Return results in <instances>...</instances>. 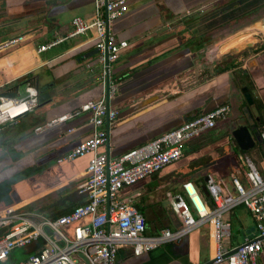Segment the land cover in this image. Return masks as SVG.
<instances>
[{
  "label": "crops",
  "instance_id": "0c3cea01",
  "mask_svg": "<svg viewBox=\"0 0 264 264\" xmlns=\"http://www.w3.org/2000/svg\"><path fill=\"white\" fill-rule=\"evenodd\" d=\"M128 4L129 10L110 26L118 39L128 41V46L111 64L112 77L119 80L110 107L118 111V117L109 128L108 143L100 151L107 153L108 150L110 157L118 156L149 143L187 118L223 103L231 106L232 114L228 117L231 124L241 125L244 120L239 123L238 120L245 99L240 89L248 87L247 84L252 97L258 98L264 106V0H128ZM77 15L91 20L94 0H0V40L23 36V42L6 53L10 55L9 75L6 79L0 78V91H19L16 80L20 82L27 74H31L28 81L35 86L37 82L52 84L48 102L19 122L11 123L9 130L5 125L0 129V205L30 206L61 186L66 189L59 192V200L51 206L61 207L60 200L67 203L65 198L73 192L77 193L73 198L75 202L85 199L77 188L86 179L90 154L72 161L58 160L91 136L89 114L80 113L61 124L34 131L46 120L103 95L102 84L96 80L99 64L93 30L66 38L46 51H37L40 45L66 36L72 29V18ZM234 47L237 49L226 54ZM209 62L213 63L211 68ZM221 62H239L240 65L215 74L214 66ZM24 66L29 68L22 72ZM208 68L211 73L205 78ZM252 106L250 109L255 115ZM104 126L106 128V124ZM258 147L263 149L261 144ZM196 150H203L202 155L211 152L203 148ZM198 160L180 164L174 170H167V166L155 176L124 189L123 194L139 198L141 203L154 187L151 182L163 184L180 179L182 184L185 174L192 173L187 165ZM214 164L213 160L209 166ZM233 164L227 175L215 174L227 190H232V174L245 179L239 172L241 163ZM10 165L18 166L15 174L26 178L15 183L16 194L11 199H1L8 194L6 176ZM180 188L181 185L173 195ZM68 189L73 191L68 194ZM253 227L254 219L251 228L242 227L244 238L250 236ZM206 229L198 228L178 242L139 256L133 255L130 247H121L117 262L202 264L215 255L211 225L206 224ZM259 264H264V254Z\"/></svg>",
  "mask_w": 264,
  "mask_h": 264
},
{
  "label": "built area",
  "instance_id": "2783aa9c",
  "mask_svg": "<svg viewBox=\"0 0 264 264\" xmlns=\"http://www.w3.org/2000/svg\"><path fill=\"white\" fill-rule=\"evenodd\" d=\"M128 5V0H94L91 20L74 16L72 29L66 36L54 38L37 49L38 52L46 51L66 38L93 30L99 64L96 80L102 84L103 95L34 128L35 132H40L80 113L89 114L91 136L58 160L72 161L90 154L86 179L77 188L85 199L69 211L56 215L26 209L25 204L0 205V264H118L117 254L121 247H130L132 254L139 256L159 246L178 242L205 224L212 227L214 263L259 264V258L264 254V175L249 158L244 161L245 184L239 175L232 174V190H227L221 180L209 175L204 182L208 201L201 196L193 181H183L179 192L173 195L181 218V225L176 229L167 227L149 231L144 213L137 209L133 197L123 194L124 189L177 162L188 141L229 117V103L187 118L149 143L118 156L110 157L100 151L109 141V130L104 126L106 118L110 128L118 117L116 109L106 106L107 82L109 100L118 91L111 64L128 46V41L118 39L110 26L129 10ZM262 38L264 40V32ZM22 40L21 35L0 40V55ZM38 104L39 92L30 81L24 83L21 93L0 95V129L3 125L19 122ZM260 135L264 151V131ZM240 206L252 215L253 230L243 242L225 245L222 240L231 237L232 222L223 215ZM19 248L26 250L27 256L10 261L12 251ZM231 250L234 251L228 253Z\"/></svg>",
  "mask_w": 264,
  "mask_h": 264
},
{
  "label": "rangeland",
  "instance_id": "374dc122",
  "mask_svg": "<svg viewBox=\"0 0 264 264\" xmlns=\"http://www.w3.org/2000/svg\"><path fill=\"white\" fill-rule=\"evenodd\" d=\"M218 48V47H217ZM207 52V51H206ZM228 52V51H227ZM23 53L21 52V55ZM12 59V58H11ZM8 64H10V55L6 54L0 57V78L6 79L8 78L9 71H8ZM209 68L212 67L213 63H208ZM28 66H24L22 68V72L26 69H28ZM206 69L205 72V78L210 76V69ZM20 72V71H19ZM16 86L19 89V91H23L24 84L22 82H19V80H16ZM39 87H42V85L39 84ZM254 109V107L252 106ZM254 113H256L254 109ZM232 114V113H231ZM232 117V115H231ZM244 118L240 114L239 122H242ZM224 122L223 124H221ZM219 122L214 128L210 129L208 132L203 133V136L200 137L196 141L189 142L187 145V148L183 151L182 157H184L182 165L188 163L189 161L196 158V156L200 155L203 150H196L198 148H203L209 151L210 153H205L202 156H199L197 159H199L197 162L200 163L202 166H205L207 163H210L211 161H215L214 165H211L209 167H201L199 171L194 173L193 176H205V175H211L213 178L216 177V172L221 176L227 175L229 172V168L235 164H237V161H240L241 165L244 166L245 158H249L253 161V163L257 166V168L260 170V172L264 175V151L260 147L256 146L255 148L250 149L247 153L241 154V152L234 146L233 141L230 139V132L233 128H235V124H231V119H225L224 121ZM237 123V122H236ZM244 123V121H243ZM12 127V124H6L4 128L10 129ZM264 129V126L262 128ZM229 132V134H228ZM215 136L216 139L213 137ZM215 139L214 140H211ZM214 141V142H212ZM211 143V144H210ZM194 149H192V148ZM236 161V163H235ZM180 163H171L168 165L167 170H174L176 167H178ZM18 169V166L10 165L8 168V175L6 176L8 178V194L6 193L1 197V199L9 198L11 199L13 195L16 194L14 192V185L19 180H22L26 177H21L20 174H15V171ZM216 174V175H215ZM150 178V177H148ZM245 178V176H244ZM227 179V178H226ZM161 180V179H160ZM228 180V179H227ZM242 183L245 184V179H241ZM151 185L154 187L150 188L148 192L146 193V199L141 201L139 203V198H133V202H138L139 204L144 206V216L146 218L147 224L150 226L149 230H152L153 232L167 227H174L178 226L181 223L180 215L175 207V201L173 198V192L176 191L179 186L181 185L180 179H172L170 181H166L163 184L159 181H153L151 182ZM156 186V187H155ZM75 188V187H74ZM73 190L68 189L66 193L70 194ZM135 193L132 192L129 195H133ZM60 194L57 192H54L53 194L48 195L45 198H42L34 203H32L30 206H28L26 209H32L41 213H50L53 210V206L50 204L54 201L59 200ZM71 196H68V199ZM62 204H65L63 200H60ZM5 204V203H2ZM9 204V203H8ZM223 217H229V219L232 220V229H231V237L229 238H223L222 243L228 246H232L235 244H239L243 242L244 236L242 233V227L246 226L248 229L253 226V218L252 216L247 212V210L244 207H238L235 208L232 212L226 213L223 215ZM243 217V219L239 218ZM202 227V226H201ZM200 227V228H201ZM204 230L206 229V224L203 226ZM172 229V228H171ZM203 246L205 250L207 251V245L203 241ZM212 253H214V250L212 249ZM27 252L24 249H15L12 251V255L10 258V261H16L18 259H23L27 256ZM214 264V263H213ZM215 264H225V262L221 263H215Z\"/></svg>",
  "mask_w": 264,
  "mask_h": 264
},
{
  "label": "water",
  "instance_id": "95a60500",
  "mask_svg": "<svg viewBox=\"0 0 264 264\" xmlns=\"http://www.w3.org/2000/svg\"><path fill=\"white\" fill-rule=\"evenodd\" d=\"M23 42V41H22ZM22 42H20L19 44L9 48L8 50H6L5 52H3L0 56L6 54L8 51H10L11 49L15 48V47H18ZM252 44V43H250ZM252 46V45H250ZM237 48L234 47V48H231L230 50H228V52H226V54H229L230 52L236 50ZM52 86V84H47V85H42V87H39V82H37L36 84V87H37V90L39 92V105H43L44 103L48 102L50 100V94H49V90H50V87ZM241 92L243 94V97L246 101V105L243 107V110H244V115L245 117L247 118L249 124L251 122L254 121V117L251 115L250 111L248 110V107H251L254 103V100H253V97H252V94L250 93L249 89L247 86H243L241 87ZM0 95L2 96H14L15 95V92H10V91H2L0 92ZM106 106L107 108L110 107V100L108 98V82L106 84ZM210 109L208 110H205L203 112H207L209 111ZM246 110V111H245ZM255 120H258V118H255ZM183 122V121H182ZM181 122V123H182ZM106 128L107 130H109V126H108V119L106 118ZM230 136L233 138V141L236 143V145L243 151H247L251 148H253V146L255 145L256 142L260 143L261 142V135L260 133H257V134H252L250 129L248 128L247 125L245 124H241L235 128H233L230 132ZM123 153V152H122ZM203 153V152H202ZM202 153L198 156H196L195 159H197L199 156L202 155ZM107 155L110 156L108 150H107ZM183 159L182 158L181 160H178L177 162L175 163H180L182 164L183 162ZM194 160V159H193ZM192 161V160H191ZM167 167V166H166ZM165 168V167H164ZM163 168V169H164ZM197 171V170H195ZM194 172V171H193ZM160 173V172H159ZM209 179V175H205L204 176V182H206L207 180ZM66 188L65 186H61L56 190L57 193L61 192V191H64ZM204 194L206 196H208V193L206 191V188L203 187L202 188ZM29 205H26L24 208H27ZM240 207H243V206H240ZM232 251L234 250H231L229 251L228 253H231ZM214 258H210L208 259L207 261H205L204 263L202 264H213L214 263Z\"/></svg>",
  "mask_w": 264,
  "mask_h": 264
},
{
  "label": "trees",
  "instance_id": "16d2710c",
  "mask_svg": "<svg viewBox=\"0 0 264 264\" xmlns=\"http://www.w3.org/2000/svg\"><path fill=\"white\" fill-rule=\"evenodd\" d=\"M238 65H240V63L238 62V63H224V62H221V64H216L215 66H214V72H215V74H218V73H221V72H225V71H227V70H229V69H231V68H234V67H237ZM25 71V70H24ZM241 73L242 74H244L245 73V71H241ZM31 77V74H27L25 77H23L22 78V80H20V82L22 81V82H26V81H28V79ZM117 80H119V79H117ZM248 85V88H250V85L249 84H247ZM253 100H254V103H253V107H254V109H255V111H256V113H255V115H254V117L255 118H258V122L260 123V126H261V128H262V126H264V106L262 105V103H261V101L258 99V98H254L253 97ZM246 105V101L245 100H243V102H242V104H241V107H240V111H241V115L244 113V110H243V107ZM249 109H250V107H248ZM246 111V110H245ZM252 115H253V113H252ZM244 115H242V117H243ZM237 126H239V125H237ZM237 126H235V127H237ZM264 131V129L262 130L261 129V131H260V134L262 133ZM208 132V131H207ZM228 134H229V132H228ZM253 134V133H252ZM203 136V134H201V135H199V136H197V137H195V138H193V139H191L190 141H188L187 143H186V148H187V145H188V143L190 142H193L194 140L196 141V139L198 138H200V137H202ZM215 139H216V137L215 136H213ZM230 138L233 140V138L230 136ZM197 139V140H198ZM215 139H212L211 138V140H214L215 141ZM214 141H212V142H214ZM233 143H234V146L241 152V154H243L244 155V153H247L249 150H247V151H243V150H241L237 145H236V143L233 141ZM211 144V143H210ZM259 144L260 143H258V142H256L255 143V145L253 146V148H255L256 146H259ZM192 148V147H191ZM185 149V148H184ZM193 149V148H192ZM195 149V148H194ZM193 149V150H194ZM198 149H200V148H198ZM252 149V148H251ZM238 162H240V161H238ZM239 172H241V174L244 176V174H245V171H244V166H240V170H239ZM192 174V176H193V174L194 173H191ZM190 174V175H191ZM195 174H196V172H195ZM190 175H186L185 174V178H183L184 179V181H186V180H191V181H193L194 182V184H195V186L197 187V189L199 190V192H200V194H201V196L206 200V201H208L209 200V198H208V196H206L205 194H204V192H203V190H202V188L203 187H205V183H204V176H202V175H200V176H195L193 179H191L192 178V176L190 177ZM69 196H71L70 198L71 199H68V198H65L68 202L67 203H65V204H63L61 207H58V206H53V210L50 212V214H54V215H56V214H61V213H65V212H67V211H69L75 204H77V203H82L83 201H84V199H82V200H80V201H77V202H75L74 201V199L73 198H75V196H77V193L76 192H73L72 194H70ZM139 203H140V200L138 201ZM138 202H135L134 204H135V206L137 207V209L139 210V211H141V212H143V210H144V206L143 205H141V204H139ZM234 210V209H233ZM232 210V211H233ZM231 211V212H232ZM180 225H181V223H180Z\"/></svg>",
  "mask_w": 264,
  "mask_h": 264
},
{
  "label": "flooded vegetation",
  "instance_id": "af4514ba",
  "mask_svg": "<svg viewBox=\"0 0 264 264\" xmlns=\"http://www.w3.org/2000/svg\"><path fill=\"white\" fill-rule=\"evenodd\" d=\"M50 98H51V97H50ZM248 110L250 111V113H251V115H252V111H251V109L248 108ZM244 113H245V112H244ZM244 113H243L242 115H244ZM252 116L254 117V115H252ZM243 118H244V123H243V124H245V125L248 126V128H249L250 131H251V133H253V134L260 133V131H261V129H260L261 126H260V123H259L257 120H255V117H254V121L251 122L250 124H249L247 118L245 117V115L243 116ZM230 139H231V138H230ZM231 140H232V139H231ZM232 141H233V140H232ZM209 165H210V163H207L205 166H202L200 163H198V162L196 161L195 163H193V164H191V165H187V167H188V170H189V171H191L192 173H195V172L199 171L201 167H209ZM195 170H197V171H195ZM193 171H195V172H193Z\"/></svg>",
  "mask_w": 264,
  "mask_h": 264
}]
</instances>
